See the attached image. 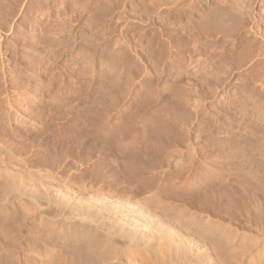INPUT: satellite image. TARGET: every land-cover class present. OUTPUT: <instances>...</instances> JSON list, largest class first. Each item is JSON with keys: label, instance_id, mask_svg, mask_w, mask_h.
Instances as JSON below:
<instances>
[{"label": "rangeland", "instance_id": "374dc122", "mask_svg": "<svg viewBox=\"0 0 264 264\" xmlns=\"http://www.w3.org/2000/svg\"><path fill=\"white\" fill-rule=\"evenodd\" d=\"M220 3L256 30L249 40L264 44V0H178L158 9L146 0H0V144L66 151L106 143L105 161L131 164L160 193L175 189L191 209L223 216L203 196L222 178L216 167L262 156L240 106L258 88L243 69L249 50L232 45L236 31L225 42L196 26ZM219 73L229 77L216 85ZM176 81L189 90L182 99L161 89ZM174 147H193L199 170L169 168L164 153Z\"/></svg>", "mask_w": 264, "mask_h": 264}, {"label": "bare ground", "instance_id": "6f19581e", "mask_svg": "<svg viewBox=\"0 0 264 264\" xmlns=\"http://www.w3.org/2000/svg\"><path fill=\"white\" fill-rule=\"evenodd\" d=\"M146 1L158 9L178 0ZM221 4L201 13L196 26L199 33L215 40L219 35L225 42L236 31L239 37L232 38V45L249 50L243 69L258 88L252 92L256 98L252 93L249 99L241 96L240 106L251 124L249 141L253 145L258 137L262 156L257 163L216 167L222 178L211 180L213 188L206 184L203 196L213 198L205 205L224 217L191 209L176 199L175 189L160 193L152 179H139L131 164L105 161L112 153L105 139L99 141L101 147L66 151L0 144V264H264V44L249 40L247 19ZM222 76H217L216 85ZM161 89L171 90L178 99L189 91L179 81L165 82ZM232 106L228 110L238 112ZM195 151L169 148L166 165L178 173L197 171Z\"/></svg>", "mask_w": 264, "mask_h": 264}]
</instances>
